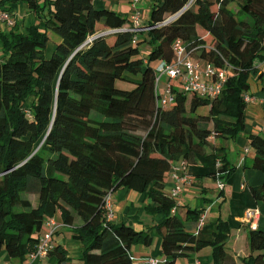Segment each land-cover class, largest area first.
I'll use <instances>...</instances> for the list:
<instances>
[{
	"label": "trees",
	"instance_id": "trees-1",
	"mask_svg": "<svg viewBox=\"0 0 264 264\" xmlns=\"http://www.w3.org/2000/svg\"><path fill=\"white\" fill-rule=\"evenodd\" d=\"M21 2L42 18L43 28L36 23L20 30L12 10ZM0 9L15 20L0 30V249L9 264H27L45 218L55 214L62 222L48 254L57 264L72 258L55 241L61 225L81 243V264H133L134 246L150 245L152 236L111 220V194L123 187L145 193V208L162 215L155 228L164 264L205 245L213 264H264L258 225L245 221L247 229L232 241L220 217L211 239L188 228V220L199 223L202 209L189 207L184 219L177 209L195 173L185 171L182 190L170 194V170L179 161L204 166L218 184L235 169L226 141L243 132V95L252 96L249 80L260 75L264 0H150L137 32L131 11L121 14L94 0H0ZM176 40L199 72L206 65L213 68L210 77L227 71L217 96L184 87L180 75L170 82L173 100L162 101L165 82L160 91L156 68L178 59ZM117 80L130 85L120 88ZM246 136V166L262 174L249 189L264 201V129ZM28 194L36 195L35 204Z\"/></svg>",
	"mask_w": 264,
	"mask_h": 264
},
{
	"label": "crops",
	"instance_id": "crops-1",
	"mask_svg": "<svg viewBox=\"0 0 264 264\" xmlns=\"http://www.w3.org/2000/svg\"><path fill=\"white\" fill-rule=\"evenodd\" d=\"M129 0H94L96 6H106L113 8L121 14L130 13ZM17 7V8H16ZM13 8L14 19L20 24V30L25 31L33 24L39 23L43 28V22L30 11L26 3H18ZM148 17V15H146ZM39 21V22H38ZM4 22H0V30H3ZM6 25V24H5ZM258 74L261 77L253 76L249 80V92L252 93L253 100L245 109V126L243 132L235 140H227V157L234 164L235 169L227 180L222 183L215 182L212 178H195L204 176L206 168L204 166L187 167L186 171L195 173V177L191 178L192 182L183 187V191L179 197V207L177 213L184 219L186 210L190 208L202 209L203 223L195 221H187L186 225L195 231L198 236L211 239L214 230L215 220L220 217L228 221L231 227L229 241L235 240L241 236V233L247 229L244 219V211L247 207H257L260 211L258 226L264 230V201L256 200L251 195L250 186L258 185L261 182L262 174L246 163L251 158V150L247 142V134L258 132L264 129V64L258 65ZM249 155V156H247ZM197 173V174H196ZM206 187L203 191L200 189L202 184ZM170 188V184H167ZM220 185V186H219ZM206 197L200 199L196 195ZM35 196L31 200V196ZM208 197V198H207ZM30 201L35 204L36 195L28 194ZM207 198V200H205ZM149 199L145 193H138L128 188H118L111 194L112 202V221L129 223L136 228H145L152 236L150 245L136 244L132 250L133 264H144L147 257L153 256L157 258L156 264H164L165 255L160 247V240L156 233L155 225L160 223L162 215L149 212L145 206ZM208 206V210H206ZM58 223H61L59 214H55ZM81 220L76 217L75 224H80ZM63 230L55 235V241L61 243L66 249L70 247L77 253V261H81V243L71 238L70 228L62 226ZM68 249V250H70ZM211 245H205L198 250L189 252L187 256H182L180 264H213L211 257ZM70 253V252H68ZM74 258L73 256H71ZM71 258V259H72ZM178 259L176 264H178ZM50 264H57L54 256L48 258ZM70 264V262H66Z\"/></svg>",
	"mask_w": 264,
	"mask_h": 264
},
{
	"label": "built area",
	"instance_id": "built-area-1",
	"mask_svg": "<svg viewBox=\"0 0 264 264\" xmlns=\"http://www.w3.org/2000/svg\"><path fill=\"white\" fill-rule=\"evenodd\" d=\"M138 0H130L131 5V19L133 23L132 31H141L144 29V26L141 25L140 21V10L135 9V3ZM0 22H4L6 25L11 26L15 23V20L12 18V13L9 11L0 9ZM176 53L178 54V59L170 63L160 62L156 68L158 73L157 81H160L162 76L166 77L165 81V92L162 96L163 102H170L173 100V96L170 95V82L173 78H178L183 86L190 88L201 95L208 97L217 96L222 89L223 83L226 79L225 70L218 71L214 77H210L213 74V68L210 65L204 67L203 73L198 71V68L194 63L188 59H185L181 56L182 54V45L180 40H176L173 45ZM264 64V60L262 61ZM246 105L252 102L253 97L249 94L243 95ZM185 162L179 161L171 167L170 175L172 177L173 183L170 188V194L176 196L181 190L183 183L186 181L185 171H186ZM220 186V185H219ZM107 205H110V197L107 199ZM260 218V211L257 207H247L244 211V219L250 224L251 228H255L258 225V220ZM46 228L44 229L40 240L35 249H33L29 255L27 264H46L49 258L48 252L51 249L50 238L53 231L56 229L58 222L54 216H49L45 218ZM200 225L203 223V217L199 219ZM157 258L150 256L144 260V264H156Z\"/></svg>",
	"mask_w": 264,
	"mask_h": 264
},
{
	"label": "rangeland",
	"instance_id": "rangeland-1",
	"mask_svg": "<svg viewBox=\"0 0 264 264\" xmlns=\"http://www.w3.org/2000/svg\"><path fill=\"white\" fill-rule=\"evenodd\" d=\"M128 2L130 3V0ZM137 5H138L139 8H141V9H139L141 11L140 15H139L140 16L141 25H145L146 19H147L146 15H148V12H149L150 0H140ZM16 6H18V4H16ZM8 27H9L8 25H5V24L3 25L4 29H8ZM165 81H166V77L162 76L160 81H159V83H158L160 91H163L164 82ZM116 84L120 88H122V87L125 88V87H128L130 85V83H128V82L125 83L124 81H121V80H117ZM205 107L200 108V110L201 111L206 110ZM229 139H232V138H229ZM247 156H249V155H247ZM204 177H205V179H207L208 176L204 175ZM30 196H31V200H34L35 196H33V195H30ZM196 196H198L200 199H203L204 194L203 195H196ZM206 210H208V206H206ZM68 249H70V247H68ZM69 252H70L69 255L74 257L72 259H69L70 264H81V261H79V262L77 261V253L74 252L72 249H70ZM180 260L181 259H178V264H180ZM9 262H10V258L6 254L5 250L0 249V264H9ZM46 264H50L49 260L47 261Z\"/></svg>",
	"mask_w": 264,
	"mask_h": 264
}]
</instances>
